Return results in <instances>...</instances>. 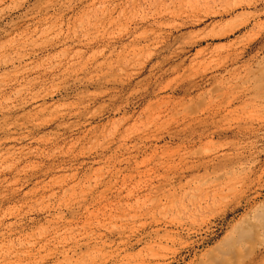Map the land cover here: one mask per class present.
<instances>
[{
    "label": "rangeland",
    "instance_id": "obj_1",
    "mask_svg": "<svg viewBox=\"0 0 264 264\" xmlns=\"http://www.w3.org/2000/svg\"><path fill=\"white\" fill-rule=\"evenodd\" d=\"M262 80L264 0H0V264H264Z\"/></svg>",
    "mask_w": 264,
    "mask_h": 264
},
{
    "label": "bare ground",
    "instance_id": "obj_2",
    "mask_svg": "<svg viewBox=\"0 0 264 264\" xmlns=\"http://www.w3.org/2000/svg\"><path fill=\"white\" fill-rule=\"evenodd\" d=\"M258 67H260V65L258 66ZM262 68H263V66H262ZM259 68H257V70H258ZM251 72V71H250ZM254 75V74H253ZM260 76V75H259ZM258 77V76H257ZM258 78H262V77H258ZM261 80V79H260ZM261 84L263 85V87H264V80H262V82H261ZM258 85V84H257ZM256 88V87H255ZM261 89H262V87H261ZM264 89V88H263ZM262 92V91H261ZM258 93H259V91H258ZM264 94V93H263ZM264 96V95H263ZM257 97V96H256ZM251 127V126H250ZM249 127V128H250ZM201 135V134H200ZM257 256V255H256ZM253 259H254V257H253ZM264 259V258H263ZM252 262V261H251ZM254 262H256V261H254ZM259 262V261H258ZM244 263V262H243ZM248 263V262H247ZM257 263V262H256ZM255 264V263H254ZM260 264V263H259ZM263 264V263H262Z\"/></svg>",
    "mask_w": 264,
    "mask_h": 264
}]
</instances>
